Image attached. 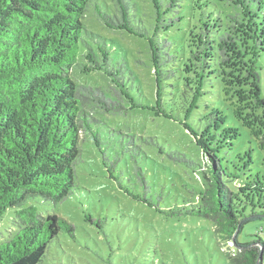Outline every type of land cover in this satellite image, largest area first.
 Masks as SVG:
<instances>
[{
  "label": "trees",
  "instance_id": "trees-1",
  "mask_svg": "<svg viewBox=\"0 0 264 264\" xmlns=\"http://www.w3.org/2000/svg\"><path fill=\"white\" fill-rule=\"evenodd\" d=\"M229 1L232 4L222 0H147L150 15L139 11L140 0H0V219L13 209L17 221L16 232L0 243V264H40L60 233L74 238L72 223L57 215L45 217L38 206H56L77 190L82 134L96 147L108 178L133 200L166 218L210 220L215 239L234 251L228 256L229 264H264V237L257 233L248 241L239 239L248 224L264 223V195L249 190L246 196L234 184L237 181L247 187L244 179L251 180V174H246L249 178L243 175L246 153L248 166L254 164L253 173L258 175V183L263 182L264 176L256 172L262 173V161L245 136L234 132L233 141L223 136L224 127L232 129L239 124L222 99L204 96L214 93L213 89L227 95L222 79L204 77H210L207 69L214 66L205 51L211 40L217 45L229 41L226 29L219 25L236 22L238 14L253 29L245 62L260 82L257 63L264 54V0ZM109 2L111 7L106 4ZM222 3L230 8H216ZM87 17L105 29L122 31L147 43L154 71L151 99L139 87L127 64L128 56L118 52L115 41L92 31ZM185 21L192 23L186 30L189 39L193 31L200 35L202 43L197 51L178 31L187 28ZM215 52L223 53L217 46ZM78 69L108 75L128 105L98 89L76 84L73 73ZM191 73L193 87L184 80ZM168 94L171 98H164ZM93 102L113 113L140 109L183 125L202 139L198 142L209 162L202 167L151 137L143 139L144 146L130 135L104 130L85 110ZM207 105L214 114L205 110ZM261 105L264 107V96ZM202 110L204 114L195 117V112ZM219 117L224 123L218 127ZM138 145L162 150L195 171L202 186L191 189L192 199L176 193L171 175L163 167L159 170L162 176H169L164 178L166 183L159 184L156 178L150 182L157 165ZM127 161L134 176L125 181ZM85 220L103 230V219L86 215Z\"/></svg>",
  "mask_w": 264,
  "mask_h": 264
},
{
  "label": "rangeland",
  "instance_id": "rangeland-1",
  "mask_svg": "<svg viewBox=\"0 0 264 264\" xmlns=\"http://www.w3.org/2000/svg\"><path fill=\"white\" fill-rule=\"evenodd\" d=\"M222 1L232 4L229 0ZM106 4L111 7L113 3ZM139 4L142 8L140 12H148L151 15L152 9L147 0H140ZM218 6L216 7L218 9L220 7L224 10L230 8L225 3L224 7L223 3ZM235 16L236 22L229 23L227 27L219 25L226 29L228 33L226 37L229 41L217 45L211 40L209 49L205 51L207 59L214 63V66L211 65V68L207 69L210 77L208 75L204 77L222 79L227 95L223 97L219 89H213L214 93L204 96L211 98L217 95L216 97L222 99V103L228 106L239 125L232 129L224 127L223 136L232 141L234 132L245 136L248 146L262 161V173L259 170L256 172L264 176V107L261 105V99L264 96V54L257 63L260 74L259 82L245 62L247 60L246 50H248L247 40L254 37L253 29L246 21L239 19L242 17L241 14ZM185 23L187 28L178 29V31L183 34L181 36L184 37L186 43H189L190 48L197 51L196 48H200L202 43L200 35L197 31H193L189 39L186 30L191 28L192 23L189 21ZM86 24L92 31L118 44V52L128 56L127 64L135 74L144 96L147 95L146 97L151 99L154 94V71L148 61L147 43L125 32L105 29L92 17L86 18ZM207 25L213 27L211 24ZM210 34L214 36L213 33ZM214 46L219 47L223 53H214ZM188 58L187 56V61ZM192 77H194L192 73L184 77L188 86H192L191 82L194 80ZM73 80L76 84L98 89L113 100L120 101L125 106L128 105L127 100L120 95L119 89L110 77L100 71L87 73L78 69L73 73ZM169 88L175 90L178 87ZM164 98L170 99L171 97L168 94ZM209 100L218 102L215 99ZM97 104L96 102L90 103L85 110L94 121L102 124L104 130L119 131L130 135L133 141L137 138L140 144H144L143 139L151 137L162 146L178 151L186 159L202 167L204 163L209 162L207 154L201 148V143L198 142V139L201 141L202 139L190 134L183 125L140 109L113 113ZM205 108V110L207 108L212 110L211 114L215 113L212 106L207 105ZM195 114V117L199 118L204 111H196ZM203 116L208 117V115ZM219 118L221 121L218 127L224 123L223 118ZM82 137V157L79 166L76 167L75 177L77 190L69 199L56 206H38L43 216L57 215L72 223L75 226V235L74 238H70L63 232L60 233L58 239L50 245L40 264H229L228 256L233 255L234 251L229 244L226 245L224 241L215 239L213 235L215 227L210 220L186 217L166 218L143 203L133 200L108 178L91 139L84 134ZM140 148L147 158L157 165L150 177V182L155 181L156 178L159 184L166 183L164 178L168 179L169 176H162L159 170V167H163L171 175L170 181L176 193L184 199H192L191 189L201 188L202 183L191 168L172 160L157 148L155 150H149L147 147ZM147 151L150 153L148 154ZM248 158L247 153L242 158L244 162L242 166L246 168L243 170V175L251 174V177L246 175L251 180L244 179L248 181L247 187L235 181V187L239 189L238 192H244L246 196L250 195L249 190L250 193L264 195V181L258 183L259 177L253 173L254 164L248 166L250 164ZM124 168H126L124 169L125 181L129 178L133 179L131 162L127 161ZM247 168H250L251 173H248ZM86 215L95 219H103V230L100 231L86 221ZM16 224L15 212L9 209L0 219V243L16 232ZM257 233L264 237L263 222L257 221L245 226L239 239L248 241L253 234Z\"/></svg>",
  "mask_w": 264,
  "mask_h": 264
}]
</instances>
